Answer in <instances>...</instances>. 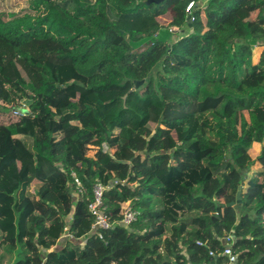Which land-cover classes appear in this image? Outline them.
<instances>
[{
	"label": "trees",
	"instance_id": "1",
	"mask_svg": "<svg viewBox=\"0 0 264 264\" xmlns=\"http://www.w3.org/2000/svg\"><path fill=\"white\" fill-rule=\"evenodd\" d=\"M28 2L47 26L0 22V264H228V234L264 264V0Z\"/></svg>",
	"mask_w": 264,
	"mask_h": 264
},
{
	"label": "rangeland",
	"instance_id": "2",
	"mask_svg": "<svg viewBox=\"0 0 264 264\" xmlns=\"http://www.w3.org/2000/svg\"><path fill=\"white\" fill-rule=\"evenodd\" d=\"M28 0H0V22L5 20L4 28L9 33L11 38L18 37L21 39V32L32 34L36 29L41 26L48 25V14L49 11L40 9L34 13L29 10ZM14 16H10V14ZM1 24V23H0ZM264 44H258L253 47V61L256 62L261 51L263 50ZM176 50V49H175ZM178 51V50H177ZM139 86V94L134 97L135 101L140 104L154 102L155 99L152 98L148 93V85H144L142 82ZM15 94L11 91V99H14ZM0 122H7L5 116L0 115ZM0 144L4 152L11 150L12 144L10 140L9 132L0 126ZM261 144L253 143L252 148L255 150L260 149ZM252 167L248 174L253 170ZM209 196L212 197L211 192ZM29 208V207H28ZM25 208V213H27Z\"/></svg>",
	"mask_w": 264,
	"mask_h": 264
},
{
	"label": "built area",
	"instance_id": "3",
	"mask_svg": "<svg viewBox=\"0 0 264 264\" xmlns=\"http://www.w3.org/2000/svg\"><path fill=\"white\" fill-rule=\"evenodd\" d=\"M193 5V2L188 3L186 10L188 11ZM77 186H79V181H77ZM103 186H101L99 183L94 184L93 186V194H94V200L92 203L89 204V210L93 217V228H107L110 225L109 217L100 209L101 206V197L103 193ZM132 219V213L129 211V209H126L124 212L123 222L125 224H128L130 220ZM67 230V228H65ZM63 237L72 239L73 237L68 233L65 232L63 234ZM223 254L227 258L228 264H234L236 261V255L231 251V236L228 234L224 238V248H223Z\"/></svg>",
	"mask_w": 264,
	"mask_h": 264
},
{
	"label": "water",
	"instance_id": "4",
	"mask_svg": "<svg viewBox=\"0 0 264 264\" xmlns=\"http://www.w3.org/2000/svg\"><path fill=\"white\" fill-rule=\"evenodd\" d=\"M160 1L161 0H145V3H158ZM142 82H143V80L136 81L135 87H138ZM24 112L27 113L28 112L27 109H24ZM240 200H241V186H238V190L236 192V202L238 203V202H240ZM236 202H230L227 205L232 206Z\"/></svg>",
	"mask_w": 264,
	"mask_h": 264
},
{
	"label": "crops",
	"instance_id": "5",
	"mask_svg": "<svg viewBox=\"0 0 264 264\" xmlns=\"http://www.w3.org/2000/svg\"><path fill=\"white\" fill-rule=\"evenodd\" d=\"M260 144V143H259Z\"/></svg>",
	"mask_w": 264,
	"mask_h": 264
}]
</instances>
